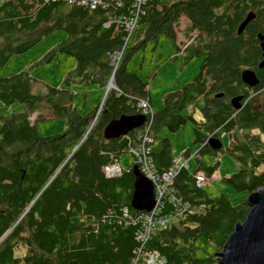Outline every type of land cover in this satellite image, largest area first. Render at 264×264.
<instances>
[{
    "label": "trees",
    "instance_id": "1",
    "mask_svg": "<svg viewBox=\"0 0 264 264\" xmlns=\"http://www.w3.org/2000/svg\"><path fill=\"white\" fill-rule=\"evenodd\" d=\"M106 1L105 10H88L61 1L0 0V68L12 55L62 30L66 38L45 62L57 53L73 56L80 68L70 72L67 84L82 77L81 69L98 68V75H90L92 81L105 85L112 77L119 91H108L88 131L92 119L72 110L66 93L50 88L45 98L32 94L35 80L27 72L0 78V105L25 107L23 112L0 117V264H130L139 244L138 230L116 220L122 208L141 213L130 207L134 164L119 177L107 178L102 169L118 162L137 130L118 139H106L104 130L110 121L136 114L134 99L145 96L146 84L124 74L127 55L143 50L149 41L157 42L161 35L179 54L174 26L182 17L189 22L188 30L196 32L183 51V64L196 58L202 63L194 80L165 95L163 109L153 113L150 157L155 174L161 176L174 165L172 145L159 135L162 130L173 134L189 121L194 125L192 144L200 148L192 155L194 169L181 168L171 180L169 196L179 201L172 204L179 210L164 204L167 211H182L181 219L156 229L145 249L158 252L166 264H215L213 253L222 250L250 208L246 200L233 205L222 193L208 195L194 176L202 172L210 178L218 169V161L211 165L201 161L203 154L213 156L223 149L213 150L209 141L255 130L238 142L229 137L224 152L237 170L224 180L236 192H245V197L264 188V98L257 103L264 92V68H258L264 61L258 39L264 36V0H148L126 43L121 28L114 31L115 25H102L113 16H130L132 0L121 7ZM249 14L254 18L238 35ZM137 31V40L124 55ZM121 48L113 73L108 54ZM246 70L254 72L256 86L242 82ZM42 101L54 116L66 119L60 134L40 137L31 124L29 114ZM187 109L184 116L171 115ZM191 154L186 149L181 156L187 160Z\"/></svg>",
    "mask_w": 264,
    "mask_h": 264
},
{
    "label": "rangeland",
    "instance_id": "2",
    "mask_svg": "<svg viewBox=\"0 0 264 264\" xmlns=\"http://www.w3.org/2000/svg\"><path fill=\"white\" fill-rule=\"evenodd\" d=\"M185 23L186 21L182 18L179 20L178 25L174 26L175 36H177L176 42H178L177 44L179 45H186L196 34V32L188 30V28L184 26ZM181 31L186 32L185 37L180 35ZM137 33L138 31L135 32L132 39L128 42L124 50V55L132 48L137 40ZM65 38V32L62 30L55 31L23 54L12 55L6 64L0 68V78H6L20 72H27L35 80L32 85V94L40 96L49 94L48 88L58 90L65 88L66 79L76 65L75 59L62 53H57L55 59L45 62V58L53 52L55 46ZM157 38V42H147L143 50H137L131 53V55H127V59H130L126 62V72L134 74L145 81L148 85V90L153 86V89L149 91V97L151 99L150 105L154 113L163 107L164 95L180 90L184 85L194 80L199 72L200 64L202 63L201 58H196L187 64H183L182 56L179 52V54H177L172 42L163 35ZM111 82L114 83L113 80ZM110 85H108L107 90L105 87L103 90H89L85 94L79 92L80 94L78 97H72V106L79 113L87 117H92L91 119L93 120L94 116L98 114L100 109L98 106L105 92L109 90ZM263 98L264 92L262 97L257 98V103H260ZM253 103H256V99ZM44 105L45 104L38 105V109L30 113L29 120L31 124L35 126L37 134L40 137L60 134L66 128V119L54 118L50 108L42 107ZM97 107L98 109H96ZM24 110L25 107L23 105L14 104L11 106H4L1 104L0 117L8 116L12 113L23 112ZM48 118H50V120H46ZM198 118L199 116L196 115L195 119L197 121H199ZM252 133L254 134L256 131L252 130L250 133H245L244 131L240 133L234 132L229 137L235 142H238L244 136ZM161 135L167 137L172 143V156L174 160L178 158L184 160L183 157H181V153L186 149L191 150L192 156L200 148L199 145L195 146L191 143L193 138V125L189 121L186 122L184 127L178 132L170 134L166 131H161ZM221 144L223 149L219 153L213 156L205 153L201 157V161L205 165L214 164L216 161L220 163L216 173L212 174L210 178L207 177V180H203V183H205L203 189L210 196L222 193L233 205H235L245 201L247 196L245 197V192H236L225 182L224 179L231 176L237 170V167L224 152V149L229 144L228 136L225 135L222 137ZM227 161L230 162L231 165H228L226 163ZM132 162V157L128 153H123L119 157L118 165L123 169H127L131 166ZM194 162L193 156L188 159V168L190 167V169H192L195 164ZM171 222L172 219L166 221L164 224L158 226L157 230H162L163 228L160 227L165 225H167L165 228H168ZM154 231L155 230H153V232ZM220 251L221 250H218L213 254H217ZM217 259V257H214L215 264H217Z\"/></svg>",
    "mask_w": 264,
    "mask_h": 264
},
{
    "label": "built area",
    "instance_id": "3",
    "mask_svg": "<svg viewBox=\"0 0 264 264\" xmlns=\"http://www.w3.org/2000/svg\"><path fill=\"white\" fill-rule=\"evenodd\" d=\"M50 2H63L69 5H74L78 7H83L88 10H96L107 8L106 0H46ZM115 7H121L125 0H111ZM148 0H132V10L134 11L130 16H115L106 21L103 26L108 28L111 24L115 25V29L120 28L127 34L125 39V43L128 40V37L133 32L138 16L140 14L141 7ZM121 48L119 51L108 54V59L110 61V68H112V72L114 73L117 70L119 62L122 57ZM113 76V75H112ZM147 84V83H146ZM148 88V85H147ZM110 90H115L119 93L118 89L112 84L110 85ZM264 90V87L263 89ZM75 95V93H73ZM135 107L141 115L145 117V121L143 123V128L141 131L134 134L133 139L129 140L126 153H128L132 159L133 164L138 166L140 173L149 180L154 186V198L155 205L149 212H141L138 214H131L127 208H122L120 211V219L116 220L117 224H122L123 226H133L137 228L136 234V242H138V248L133 251V258L130 264H166V260L158 254L156 251H149L145 249L146 243L151 238V234L153 230H156L158 226L164 224L166 221L171 220L170 223L177 222V220L181 219L180 213H174L171 210L167 211V206H164L166 202L168 204H173V202L178 203L179 201H175V199L169 196L170 188L169 185L171 180L175 177L177 172L181 168H188V158L187 160H182L178 158L174 160L173 168L161 176L156 175L153 167H152V159L150 157L151 153V144L153 142L152 137V116L154 111L151 108L150 102L147 99L136 98ZM126 137V136H125ZM127 138V137H126ZM124 169L120 167L117 163L113 165L105 166L102 169V172L105 177H119L123 173ZM215 173V172H214ZM213 173V174H214ZM196 185L198 187H204L205 183L203 180H207V177L202 173L198 172L194 176ZM214 179V178H213ZM175 209L179 210L177 205H172ZM165 211V213L162 212ZM184 211V209H182ZM110 217L109 215L107 218ZM111 219H115V216H112ZM113 221V220H112ZM174 222V223H175ZM114 223V222H113ZM169 225V226H170ZM167 225L161 226L160 228L166 229Z\"/></svg>",
    "mask_w": 264,
    "mask_h": 264
},
{
    "label": "water",
    "instance_id": "4",
    "mask_svg": "<svg viewBox=\"0 0 264 264\" xmlns=\"http://www.w3.org/2000/svg\"><path fill=\"white\" fill-rule=\"evenodd\" d=\"M253 18L254 15L249 14L244 19L238 27V35L244 31L245 26ZM258 39L264 57V36L258 35ZM258 68H264V61L259 64ZM241 79L249 87H254L259 83L252 71H243L241 73ZM111 81L112 77L106 86V90ZM217 97H220V95ZM102 102L99 105L100 109ZM235 108L237 109L238 106H235ZM95 120L96 116H94L88 131L93 126ZM144 121L145 117L143 115L120 116L106 126L104 137L106 139H118L128 134V132L140 128ZM209 144L213 150H219L222 146L218 140L209 141ZM131 174L133 176V192L130 198V207L134 211L147 213L155 205L154 186L140 173L138 166L133 165L131 167ZM246 204L250 208L246 219L234 227V231L228 237L224 247L216 254L218 258L217 264H264V188L249 193L246 197Z\"/></svg>",
    "mask_w": 264,
    "mask_h": 264
},
{
    "label": "crops",
    "instance_id": "5",
    "mask_svg": "<svg viewBox=\"0 0 264 264\" xmlns=\"http://www.w3.org/2000/svg\"><path fill=\"white\" fill-rule=\"evenodd\" d=\"M113 17H115V16H113ZM113 17H111V18H113ZM183 18V20H185L186 21V23H185V27L186 28H188L189 27V22L184 18V17H182ZM182 18H180V19H182ZM110 19V18H109ZM109 19H107L106 21H108ZM105 21V22H106ZM104 22V23H105ZM103 23V24H104ZM103 26V25H102ZM104 27V26H103ZM104 28H106V27H104ZM187 30V29H186ZM114 31H116V29L114 28ZM185 31L183 32V31H181V33H180V35L182 36V37H185ZM158 39V38H157ZM177 41V36H176V40H175V45L177 46V48L179 49V53H180V55L182 56V59H183V51H184V49H185V47L192 41V39L190 40V41H188V43L186 44V45H179V44H177L178 42H176ZM173 44V43H172ZM174 46V45H173ZM119 51V50H118ZM50 53V52H49ZM23 54V53H22ZM57 56V54H55L54 56H51L49 59H47V62L48 61H50L51 59H55V57ZM68 56V55H67ZM71 57H73V56H71ZM74 58V57H73ZM75 59V58H74ZM75 61H76V59H75ZM126 64L127 63H125V66H124V74L125 75H128V76H131V77H135L138 81H139V83L142 85V84H146V82L145 81H143V80H141L140 78H138L136 75H134V74H129L128 72H126ZM201 65V64H200ZM76 67H77V69H78V67H79V64L77 63V61H76V65H75V67H74V69H73V71L76 69ZM80 68V67H79ZM81 72H82V77L81 78H72L71 80H72V82L71 83H66V86H65V88H62V89H60V90H58V89H54V90H56V91H62V92H64V93H66L68 96H69V105H70V108H72V110H74L76 113H78L79 115H81V116H84V115H82L81 113H79L73 106H72V104H71V100H72V97H78L79 96V92H82L83 94H85L87 91H89V90H98V89H101V90H103L106 86H107V84H108V82H109V80L111 79V77L109 78V80H108V82H107V84H105L104 85V83H103V81L102 82H100V81H98V80H95V81H92V77L90 76V75H92V74H96V75H98V73H99V71H98V68H90V67H87V68H85L84 70L83 69H81L80 70ZM83 74H85V75H89V77L88 78H85L84 76H83ZM64 78V77H63ZM66 80H68V79H66ZM33 88V87H32ZM48 89H50V88H48ZM51 89H53V88H51ZM153 89V86H152V88L151 89H149L148 90V88H147V84L145 85V87H144V92H145V96L143 97V99H147L149 102H150V97H149V91L150 90H152ZM32 90V89H31ZM82 90H85V91H82ZM110 90V89H109ZM108 90V91H109ZM181 90V89H180ZM176 91H178V90H176ZM74 92H76L77 94L74 96L73 95V93ZM173 92H175V91H173ZM108 93V92H107ZM106 93V94H107ZM106 94H105V96H106ZM49 95H50V93H49ZM40 96V95H39ZM48 96V94L47 95H45V96H40L41 98H45V97H47ZM54 96V95H53ZM165 96V95H164ZM104 97V96H103ZM137 98H140V97H137ZM142 98V97H141ZM103 99V98H102ZM104 99H105V97H104ZM104 99H103V101H104ZM163 100H164V97H163ZM58 101V99H56V102ZM101 102H102V100H101ZM100 102V103H101ZM103 103V102H102ZM41 104H45L44 103V101H42V102H40V104L39 105H41ZM100 105V104H99ZM42 107H45V108H48L49 106H47V104H45L44 106H42ZM99 107V106H98ZM98 107L96 108V109H98ZM163 107H164V101H163ZM163 107L162 108H160V110H162L163 109ZM41 108V107H40ZM40 108H39V110H40ZM50 108V107H49ZM38 109V108H37ZM37 109H35L33 112H35ZM51 110V109H50ZM159 110V111H160ZM187 111H188V109L187 110H185V112H181V113H178V112H176V111H173L172 113H171V115L172 116H174V115H177V114H180V115H186V113H187ZM52 112V111H51ZM158 112V111H157ZM156 112V113H157ZM52 115H53V117L54 118H62V117H56V116H54V114L52 113ZM136 115H141L140 113H136V114H134V115H131V116H136ZM123 116V115H122ZM124 116H126V115H124ZM128 116V115H127ZM199 116V115H198ZM29 117H30V114H29ZM92 117H90V119H91ZM118 119V118H117ZM46 120H50V118H48V119H46ZM198 120L200 121L201 120V117L199 116V118H198ZM65 122H66V120H65ZM111 122V121H110ZM109 122V123H110ZM193 125V124H192ZM184 127V126H183ZM143 128V124H142V126L140 127V128H138V129H135V130H137L136 131V133L137 132H139V131H141V129ZM193 128H194V125H193ZM181 129V128H180ZM179 129V130H180ZM135 130H133V131H135ZM178 130V131H179ZM162 131H165V130H162ZM129 133V132H128ZM161 137H163V135H161V132H160V134H159ZM223 136H225V135H223ZM167 138V137H166ZM228 139H229V137H228ZM170 141V140H169ZM171 143V142H170ZM191 143H192V141H191ZM171 145H172V143H171ZM153 149H154V147H153ZM184 152V151H183ZM182 152V153H183ZM182 153H181V155H182ZM120 157V156H119ZM182 157V156H181ZM195 161V160H194ZM118 162H119V158H118ZM118 162H117V164H118ZM195 163V162H194ZM228 165H231L230 164V162H226ZM194 167H195V164H194ZM194 167L192 168V169H190V167H189V170H193L194 169ZM218 168H219V166H218ZM218 170V169H217ZM228 178V177H227Z\"/></svg>",
    "mask_w": 264,
    "mask_h": 264
},
{
    "label": "bare ground",
    "instance_id": "6",
    "mask_svg": "<svg viewBox=\"0 0 264 264\" xmlns=\"http://www.w3.org/2000/svg\"><path fill=\"white\" fill-rule=\"evenodd\" d=\"M109 87H110V86H109ZM109 89H110V88H109ZM262 91H263V90H262ZM262 91H261V92H262ZM169 186H170V185H169ZM206 186H207V185H206ZM170 189H171V188H170Z\"/></svg>",
    "mask_w": 264,
    "mask_h": 264
},
{
    "label": "clouds",
    "instance_id": "7",
    "mask_svg": "<svg viewBox=\"0 0 264 264\" xmlns=\"http://www.w3.org/2000/svg\"><path fill=\"white\" fill-rule=\"evenodd\" d=\"M107 92H108V91H107ZM107 92H106V93H107Z\"/></svg>",
    "mask_w": 264,
    "mask_h": 264
}]
</instances>
